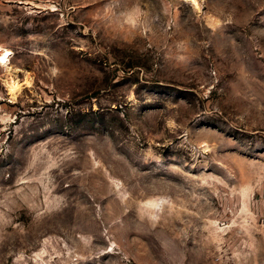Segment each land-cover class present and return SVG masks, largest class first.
<instances>
[{
	"label": "rangeland",
	"instance_id": "rangeland-1",
	"mask_svg": "<svg viewBox=\"0 0 264 264\" xmlns=\"http://www.w3.org/2000/svg\"><path fill=\"white\" fill-rule=\"evenodd\" d=\"M197 3L0 0V264H264V0Z\"/></svg>",
	"mask_w": 264,
	"mask_h": 264
},
{
	"label": "bare ground",
	"instance_id": "bare-ground-1",
	"mask_svg": "<svg viewBox=\"0 0 264 264\" xmlns=\"http://www.w3.org/2000/svg\"><path fill=\"white\" fill-rule=\"evenodd\" d=\"M191 2L194 4L195 7H197L198 3L197 0H191ZM13 55V52L9 49L2 48L0 46V64L6 65L11 60V57ZM18 88V86H12V91H15Z\"/></svg>",
	"mask_w": 264,
	"mask_h": 264
}]
</instances>
